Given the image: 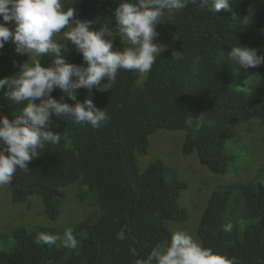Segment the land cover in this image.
Instances as JSON below:
<instances>
[{
  "label": "trees",
  "instance_id": "1",
  "mask_svg": "<svg viewBox=\"0 0 264 264\" xmlns=\"http://www.w3.org/2000/svg\"><path fill=\"white\" fill-rule=\"evenodd\" d=\"M118 3L74 0L72 6L77 17L91 20L94 28L103 24L114 28ZM249 3L232 0L229 10L218 13L190 4L162 22L176 37V54L161 50L142 81L139 73L121 70L108 91L78 90V100L91 98L111 119L95 130L53 117V130L60 133L61 142L47 145L29 163L28 172L17 170L10 199L27 205L29 197L38 196L44 216L54 220L65 198L62 188L78 182L97 211L69 224L78 241L76 249L64 248L59 241L54 246L34 244L38 233L62 236L60 228L12 226L13 244L9 250L0 249V264H132L155 244L169 240L172 231L165 221L188 218L178 204L185 183L168 180L159 159L142 170L137 164V154H146L149 136L156 131L184 130L181 153L195 152L201 165L220 175L227 174L241 151L234 145L237 123L258 121L264 145V64L243 69L227 56L234 43L264 56V7L255 11L248 9ZM120 45L116 36L113 47ZM20 57L11 42L0 49V78L19 74ZM65 58L82 62L70 45ZM4 91L0 106L12 119L23 105L8 101ZM61 94L59 89L52 93L57 99ZM228 220L235 225L231 233L223 231ZM122 227L126 241L115 239ZM196 234L204 246L235 257L237 264H264V183L253 177L217 185L200 214Z\"/></svg>",
  "mask_w": 264,
  "mask_h": 264
},
{
  "label": "clouds",
  "instance_id": "2",
  "mask_svg": "<svg viewBox=\"0 0 264 264\" xmlns=\"http://www.w3.org/2000/svg\"><path fill=\"white\" fill-rule=\"evenodd\" d=\"M74 0H0V49L11 42L17 54H27L18 75L0 78V91L13 104L23 105L12 119L0 106V189L12 183L17 170L29 171V163L38 158L47 145L61 142L53 130V117L77 125H90L99 130L111 119L91 98L78 100V90L112 89L121 70L147 74L161 54V45L154 42L156 26L171 20L191 5L209 8L218 13L229 10L232 0H119L113 10L115 27L103 24L98 29L92 21L79 19ZM120 37L125 47L115 49L114 38ZM69 45L82 56L79 64L66 60ZM228 60L240 68H257L264 56L257 50L234 43ZM44 57L50 59L44 62ZM59 89L60 97L52 93ZM71 100L74 103H68ZM231 220L223 231L231 233ZM126 241V229L115 234ZM76 249L78 241L71 228L61 235L38 233L37 246H54L57 242ZM119 249H117L118 251ZM132 264H237L203 242L189 230H172L169 240L155 244L146 257L134 258Z\"/></svg>",
  "mask_w": 264,
  "mask_h": 264
},
{
  "label": "rangeland",
  "instance_id": "3",
  "mask_svg": "<svg viewBox=\"0 0 264 264\" xmlns=\"http://www.w3.org/2000/svg\"><path fill=\"white\" fill-rule=\"evenodd\" d=\"M257 10L264 7V0H250L248 9ZM255 10V11H256ZM158 36L155 43L161 45V50L176 54V37L172 31L162 23L156 26ZM125 45L121 44L119 49ZM27 54H21V64L27 62ZM146 74H140L139 82ZM4 114V113H3ZM237 134L235 146L241 148L236 158L228 166L227 174H213L201 165L195 152L189 155L181 153V145L185 137L184 130H159L149 136V146L146 154H137V164L142 170L148 162L159 159L166 167L165 177L170 180L180 179L185 183L181 190L178 204L188 212L184 222L165 221V225L172 231L175 229L189 230L197 237L196 227L202 210L211 191L219 184L235 181H247L253 177L264 183V145L261 142V127L258 121L240 122L235 126ZM228 146L226 144L225 149ZM263 171H258L259 169ZM258 172V173H257ZM65 198L61 203L57 217L49 220L44 216L41 199L31 196L27 205L12 203L10 199V185L0 189V249L9 250L13 244V237L9 229L15 225L37 227H56L69 229V224L75 223L89 212L97 211L89 193L80 190L78 182L62 188ZM242 228L243 225L240 224ZM198 238V237H197Z\"/></svg>",
  "mask_w": 264,
  "mask_h": 264
}]
</instances>
